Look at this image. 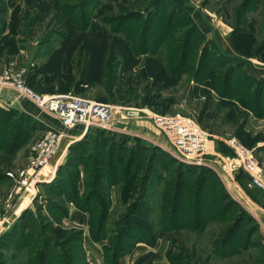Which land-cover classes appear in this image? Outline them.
Wrapping results in <instances>:
<instances>
[{"label": "rangeland", "instance_id": "1", "mask_svg": "<svg viewBox=\"0 0 264 264\" xmlns=\"http://www.w3.org/2000/svg\"><path fill=\"white\" fill-rule=\"evenodd\" d=\"M86 1L0 0V70L24 69L40 93L144 110L126 121H149L153 136L123 127L89 143L66 137L48 179L35 177L7 207L16 182L8 173L27 167L44 129L31 117L39 112L33 104L0 94V264H264V114L215 86L229 66L240 76L235 86L264 79V0H158L155 21L171 12L173 36L191 32L187 63L172 66L174 74L161 64L164 44L149 51L163 32L150 35L149 53L135 48L151 0ZM136 12L142 18L113 22ZM203 49L208 60L196 75ZM154 115L191 117L213 134L200 164L170 154ZM231 138L257 162L262 186L251 182Z\"/></svg>", "mask_w": 264, "mask_h": 264}, {"label": "built area", "instance_id": "2", "mask_svg": "<svg viewBox=\"0 0 264 264\" xmlns=\"http://www.w3.org/2000/svg\"><path fill=\"white\" fill-rule=\"evenodd\" d=\"M191 1L197 3L200 0ZM2 91H6V94ZM7 91H12L14 95L7 94ZM0 94L11 102H19L24 99L29 101L40 113L43 112L58 120L63 127L61 130L49 127L40 120L45 125L44 132L31 147L27 167L17 170L15 175L8 173L11 177H15L16 182L13 192L5 201L7 207L13 203V193L16 195L22 187L28 190V187L35 183V177H40V170L50 164L64 138H69V142L74 140L75 137H69L64 129L81 125L84 130L98 127L102 130L118 131L114 121L117 119L126 121L136 118L141 112H144V110L134 112L122 106L97 102L71 93L44 94L37 92L27 84L24 69L6 68L0 70ZM153 118L157 127L167 135L171 142L172 151L169 152L172 156L180 161L201 163L204 159L203 155L208 149L209 137H212L213 134L203 130L199 122L191 117L154 115ZM228 142L238 152L241 165L249 173L251 182L262 186L261 171L258 170L259 168L257 169L258 164L250 152L235 138H231ZM41 179L43 180V178Z\"/></svg>", "mask_w": 264, "mask_h": 264}, {"label": "trees", "instance_id": "3", "mask_svg": "<svg viewBox=\"0 0 264 264\" xmlns=\"http://www.w3.org/2000/svg\"><path fill=\"white\" fill-rule=\"evenodd\" d=\"M83 3L79 2V5L81 3V5H85L86 0H82ZM156 2H158V0H151L149 3V7L147 9L148 11V16L145 19H142L138 22L139 25H142L143 30H142V34L139 37H135L134 40V44H135V48L136 50L138 49L139 53H143L142 55H144L145 53L148 52V50L150 49V35H155V30H157L158 32H163L165 37L163 40H160V38H157L155 44L151 47V49L149 51H154L155 47L164 44V48H165V52H166V56H164V63L161 64H165L164 68L166 69H170L172 66H183L184 64L187 63V57H189V43H190V38H191V32H186V34L182 33V31L178 30L179 35L177 36H173V27H172V23L171 21L173 20L172 17V13L170 12L171 16H167V18L164 19H159L158 21H155V17L156 20L159 18L158 16V11L155 12V14H152L153 12L151 11L152 6H154L156 4ZM249 2V1H247ZM249 3H245V7L244 9L247 8ZM146 11V12H147ZM151 15V17H150ZM154 15V16H152ZM143 13L140 12H136V13H128V15H122L116 18V20H114L113 22H116L117 24H124L125 22H127V20L129 18H136L137 20L142 18ZM167 20V21H166ZM157 22V23H156ZM158 24V25H157ZM137 30H140V27H138ZM264 46L261 47V49H263ZM149 53V52H148ZM207 50L203 49L200 53V57H199V61H198V69H197V73L196 75H199L204 68V64L206 62V60H208L207 57ZM226 55V54H225ZM171 74L173 73V67L171 68V70H169ZM235 70L233 67L229 66L228 68H226L225 71H218L216 73L215 79L220 81L222 80V83L218 85H215L217 87V91L219 94H223L226 95L230 100L237 99V101L239 103H241L242 105H244L246 108L251 109V111H253L255 113V115L257 117H262L264 114V79L256 82L254 81L255 85L251 84L248 86H235L234 85V81L235 83L237 82L236 80L240 77V76H236V74L234 73ZM249 79V78H248ZM239 96V97H238ZM31 117L38 123L39 126H42V128H45V125L36 117L32 116ZM206 127H204L205 129ZM104 134H106V130H102L99 129L95 136L93 137V141L97 138H101V137H105ZM108 138V137H106ZM111 138V137H110ZM82 142H86L89 143L91 142L90 138H82L81 139ZM80 140V141H81ZM108 141H112V139H108ZM79 142V141H78ZM77 143V142H76ZM99 160V159H97ZM180 191V187L177 188V192ZM199 205V203H198ZM197 205V207H198ZM104 213L106 215L107 210L104 209ZM132 219H129V223L128 226L130 225ZM138 223L134 224L133 227H130L132 230L133 229H137L139 228V222H140V218L137 219ZM236 224H234L233 226L229 227L227 235H229L230 233H232L234 231ZM126 231V230H125ZM121 234H125V232L121 231ZM126 236V234H125ZM124 237V236H123ZM34 241L35 242H41L39 239V236L36 235L34 237ZM46 244H44L43 242V246L46 245V247L42 246L39 247V249H37V252L39 255H43L46 254L49 250L48 245L49 243L51 244V240L47 239L46 240ZM70 241L69 239L65 241L68 242ZM21 250H25L26 252H28L30 250L29 246H24V248H21ZM121 249L118 248L117 252H116V256H118V253H120ZM81 259V258H80ZM84 261H81V264H83ZM66 264V263H64ZM69 264V263H68Z\"/></svg>", "mask_w": 264, "mask_h": 264}, {"label": "crops", "instance_id": "4", "mask_svg": "<svg viewBox=\"0 0 264 264\" xmlns=\"http://www.w3.org/2000/svg\"><path fill=\"white\" fill-rule=\"evenodd\" d=\"M6 94V93H5ZM9 94V93H7ZM9 95H12L13 94H9ZM23 100H19V104L21 105V102ZM36 114H34L35 117H37L39 120H41L44 124L48 125L49 127H53V128H56V129H63V127L61 126V124L59 123L58 120L44 114V113H40V112H37V110H35ZM51 119V120H50ZM48 120L50 121H53L55 123V125H53L52 123H50ZM123 127L126 128H130L131 130H133V135L135 136H140L139 134H141V130L142 131H145L147 133H145L147 137L145 138H150L152 139V125L149 121L147 120H138V121H119L118 124H116V128H118V131L120 132H123ZM71 130H67V129H64L65 133L69 136V137H81V138H91L93 135L96 134L97 131H92L91 129H87V130H84V129H81V125L80 126H75L74 128H70ZM137 130V131H136ZM125 132V131H124ZM215 132V131H214ZM217 132V131H216ZM78 135H82V136H78ZM84 135H87V136H84ZM215 136V135H214ZM49 167H50V164L46 165L44 168H42V170L39 172V176L43 179H48V174H49ZM30 200V197L29 196H25V198L22 199L21 203L15 208V214H19L21 212V210H23L26 205L28 204Z\"/></svg>", "mask_w": 264, "mask_h": 264}, {"label": "bare ground", "instance_id": "5", "mask_svg": "<svg viewBox=\"0 0 264 264\" xmlns=\"http://www.w3.org/2000/svg\"><path fill=\"white\" fill-rule=\"evenodd\" d=\"M44 167H45V166H44ZM44 167H43V168H44Z\"/></svg>", "mask_w": 264, "mask_h": 264}]
</instances>
